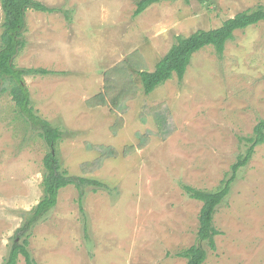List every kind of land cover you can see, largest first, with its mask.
I'll return each mask as SVG.
<instances>
[{"label":"rangeland","instance_id":"1","mask_svg":"<svg viewBox=\"0 0 264 264\" xmlns=\"http://www.w3.org/2000/svg\"><path fill=\"white\" fill-rule=\"evenodd\" d=\"M36 1L54 11L27 12L15 65L49 71L24 81L36 113L63 132L62 166L108 187L60 191L57 206L28 232L36 262L187 264L178 253L201 245L204 264H264V144L215 214V251L198 239L203 204L183 189L216 190L264 119V22L237 31L222 58L213 47L195 54L182 82L174 76L146 95L139 76L155 70L177 37L219 28L264 0L166 1L139 16V0ZM4 21L0 0V37ZM3 87L0 264L43 198L51 150L20 118L10 85ZM103 93L107 106L91 107ZM89 146L117 156L97 165L102 154ZM18 264H26L23 255Z\"/></svg>","mask_w":264,"mask_h":264},{"label":"trees","instance_id":"2","mask_svg":"<svg viewBox=\"0 0 264 264\" xmlns=\"http://www.w3.org/2000/svg\"><path fill=\"white\" fill-rule=\"evenodd\" d=\"M166 1L174 0H139L134 15L139 16L152 5ZM183 1L190 3L192 0ZM198 1L204 2L205 0ZM2 9L5 21L0 37V93L6 91L3 85L8 83L20 118L31 130L37 132L51 148L44 158L43 198L36 206L32 218L18 230L16 237L18 239L26 237V239L22 243H19L18 239L14 240L9 258L4 264H18L20 255H23L26 264H38L29 250L30 235L28 232L36 222L47 216L57 206L60 191L74 185L82 195L84 189L89 186L108 187L97 179L70 175L68 170L62 166L58 156V145L62 140L63 132L36 113L32 107L29 89L24 81L25 76L47 75L49 71L17 68L15 65L16 57L26 46L24 33L27 12L37 10L51 13L54 10L36 0H2ZM261 22H264V6L258 5L226 20L219 28L208 31L199 30L187 37H177L168 53L157 63L154 71L139 73L144 93L150 95L158 87L172 80L174 76L182 82L193 56L207 47H213L216 54L222 58L227 43L235 38L237 31H243ZM89 104L91 107L107 106L105 94L95 96L89 101ZM159 124L164 127L165 119L160 120ZM140 138L143 140L142 136ZM244 140L247 146L245 154L239 156L232 166V174H228L216 190H203L187 184L183 185L184 191L191 199L203 204L199 215L198 239L200 243L206 242L213 251L217 249L216 237L220 235V231L214 224L215 214L219 206L229 196L240 169L249 164L256 148L264 144V119L255 126L252 136L244 138ZM89 148L98 149L102 154L97 165L99 163L101 165L105 158L117 156V152L111 147L97 146L94 148L89 146ZM129 151H133V148H129ZM178 256L185 258L187 264H204L208 258V252L201 245H193L179 252Z\"/></svg>","mask_w":264,"mask_h":264}]
</instances>
